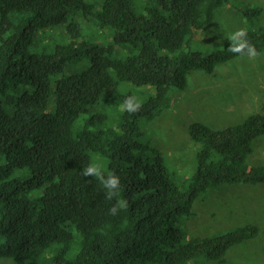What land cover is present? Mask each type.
Returning a JSON list of instances; mask_svg holds the SVG:
<instances>
[{"label":"trees","instance_id":"obj_1","mask_svg":"<svg viewBox=\"0 0 264 264\" xmlns=\"http://www.w3.org/2000/svg\"><path fill=\"white\" fill-rule=\"evenodd\" d=\"M224 6L252 27L246 38L263 52L264 28L254 27L264 9L234 0H149L143 15L132 0H0V261L225 263L234 248L258 239L254 223L207 236L191 235L187 223L211 190L264 185V166L247 164L264 136V101L240 124L190 125L197 164L184 181L158 149L140 140V119L159 117L173 91L188 89L193 73L212 76L219 65L246 56L229 52L230 42L209 54L185 51ZM76 12L111 30L114 43L78 41ZM61 26L70 41L51 53L32 51ZM119 48L133 54L116 58ZM87 61L81 74H68ZM122 83L156 94L135 114L124 111L114 127L102 128L108 117L97 110ZM127 97L133 96L122 102ZM95 154L108 160L105 177L120 178L112 199L98 179L81 174ZM120 200L128 206L111 215Z\"/></svg>","mask_w":264,"mask_h":264},{"label":"rangeland","instance_id":"obj_2","mask_svg":"<svg viewBox=\"0 0 264 264\" xmlns=\"http://www.w3.org/2000/svg\"><path fill=\"white\" fill-rule=\"evenodd\" d=\"M101 3L104 0H87ZM251 7L264 9V0H234ZM134 11L138 15L146 14L149 0H132ZM235 13V14H234ZM230 6L217 11L212 26L196 32L191 47L185 51L209 54L222 49L231 43L230 37L237 31H249L242 16H238ZM74 20L80 25L81 36L78 41L113 44V32L102 29L94 20H89L81 12L74 14ZM264 28V15L254 29ZM34 44L32 51L51 53L57 45L70 41L71 36L66 26L52 29ZM130 48H119L115 57L126 60L133 52ZM90 62L68 68L69 75L81 74ZM190 85L185 92L173 91L167 98L162 113L155 120L142 118L139 121L142 131L141 142L158 149L168 161L179 181L189 178L196 168L197 146L190 140V125L202 122L216 129L242 123L248 116L260 111L264 101V51L256 59L247 55L219 65L212 76L204 72L193 73ZM228 90L234 97L221 93ZM156 94L152 87H137L122 83L119 94L114 98H105L98 111L108 117L102 128L114 127L124 113L121 98L132 95L140 103ZM224 110L229 111L227 114ZM55 112V107H53ZM94 165L104 169L108 160L99 154L93 155ZM250 167L264 166V136L253 144V153L248 157ZM248 223L260 227L257 240H252L234 248L227 256L225 263L204 264H264V185L224 187L211 190L203 195L196 205L194 217L187 223L189 233L193 236H207L223 232ZM13 261V260H12ZM14 262V261H13ZM10 260H1L0 264H11Z\"/></svg>","mask_w":264,"mask_h":264},{"label":"clouds","instance_id":"obj_3","mask_svg":"<svg viewBox=\"0 0 264 264\" xmlns=\"http://www.w3.org/2000/svg\"><path fill=\"white\" fill-rule=\"evenodd\" d=\"M231 44L228 48L229 52L234 54H244L251 59H256L260 56L255 47L251 45L247 38L246 33L243 30L237 31L231 37ZM142 104L135 97H127L121 105L122 110L129 114H135L140 110ZM81 174L84 177H95L98 179L107 189V198L112 199L116 192L120 189V178L116 175H109L105 177L99 166L90 164L88 167L83 168ZM127 202L120 200L116 205L109 209L111 215L115 216L120 209L126 208Z\"/></svg>","mask_w":264,"mask_h":264},{"label":"crops","instance_id":"obj_4","mask_svg":"<svg viewBox=\"0 0 264 264\" xmlns=\"http://www.w3.org/2000/svg\"><path fill=\"white\" fill-rule=\"evenodd\" d=\"M235 11V10H234ZM236 13H238V12H236ZM235 14V13H234ZM240 15V14H239ZM238 15V16H239ZM241 16V15H240ZM221 93H224V94H226V95H230V97H234L233 96V94L232 93H229V91L228 90H226V91H221ZM224 112L225 113H227V114H229L230 112L229 111H227V110H224Z\"/></svg>","mask_w":264,"mask_h":264}]
</instances>
